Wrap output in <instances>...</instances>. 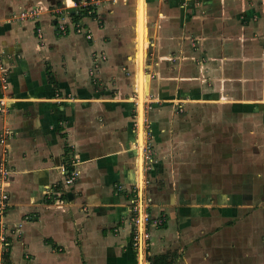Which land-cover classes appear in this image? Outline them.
I'll return each instance as SVG.
<instances>
[{"label":"crops","instance_id":"0c3cea01","mask_svg":"<svg viewBox=\"0 0 264 264\" xmlns=\"http://www.w3.org/2000/svg\"><path fill=\"white\" fill-rule=\"evenodd\" d=\"M64 3L0 0L2 254L10 264H140L128 194L139 190L136 43L123 23L88 18L81 25L92 39L70 26L57 33L52 11ZM148 8L164 93L180 101L150 122L158 161L149 174L163 172L164 204L176 206L163 235L207 238V264H264V0H146ZM169 252L157 254L171 263Z\"/></svg>","mask_w":264,"mask_h":264},{"label":"rangeland","instance_id":"374dc122","mask_svg":"<svg viewBox=\"0 0 264 264\" xmlns=\"http://www.w3.org/2000/svg\"><path fill=\"white\" fill-rule=\"evenodd\" d=\"M135 8L136 0H96V2L94 3L93 10L91 11V13L95 12V18L90 17L88 15L90 13H87V15H81L80 21L82 22L83 20L88 18L93 20L94 23L97 24L107 23L110 25L116 24V26H118L119 23H123L124 27L126 26L129 28V33L133 39V46L135 48ZM115 11H118V13L115 14ZM64 13L65 15H69V13ZM145 23L147 27L148 36H146V39L148 40V38L150 39L149 26L152 23L149 8L148 12L146 13ZM90 32L91 37L89 39H92L93 32L91 30ZM147 40L145 42L146 45L144 58V79L146 82V89L145 94L143 96V109L145 110V121L143 123L142 128L143 143L141 146V156L143 158V183L142 186L139 185V190L136 187L128 191V194L130 195L129 199L131 200L130 209H132V216L134 220L133 226H136L138 224L140 226V230L138 229L139 235L137 234L138 236L136 239H134V241H130V245L133 250L137 252L138 245L140 244V264H150L149 262L154 254H157L162 251L166 252L168 250L172 251L168 254L169 259L171 260V264H207V260H209V255H205L204 252L213 251L211 250L213 249V247L210 245V240H208L207 238L204 237L202 240H198V237L195 234H192L188 238V241L183 240L182 242H180L176 240V237L173 238L171 233L163 235L165 233H163L162 231V226L164 225V223H167L166 221L168 220L169 215H171L170 212L172 214L175 212L176 206H173L171 210V206H167L168 204H164V202H167L166 194L169 193V191H167V188L170 185L165 184L166 181L168 182V178H164L163 172H161L160 174L157 173L154 176H151L149 174V172H151L152 169L155 168L158 161V149L155 146V140L152 136L153 132L152 128L150 127V122H152L153 118H156L155 116L159 114V111L161 110L164 104L174 102L179 103L180 101H177L176 99L169 100V97L164 93L163 88L169 87L166 80L161 78V76L164 75L165 72H163L162 65L159 62L160 60L154 59L153 54L151 53L152 51L150 49L151 44H149ZM105 55L106 53L103 52L99 56V61L94 63L95 67L101 63V59L103 60L105 58ZM173 73V75L176 76L181 75L180 71L176 69H173ZM174 85L175 83H173L172 86ZM134 98V102L137 103L136 94H134ZM177 112L180 113L181 111ZM193 112L194 111H191V117L193 116ZM135 114H133V129L136 132L137 116H135ZM193 129L195 130V128ZM134 143L136 147L139 146V143L137 141H135ZM177 180L179 182V179ZM194 193L196 194V192ZM154 202L158 203L159 207L154 208L152 204ZM146 213L148 215L147 218L145 217ZM138 225L136 226V228L138 227ZM208 233L209 232H205L203 236L207 235Z\"/></svg>","mask_w":264,"mask_h":264},{"label":"built area","instance_id":"2783aa9c","mask_svg":"<svg viewBox=\"0 0 264 264\" xmlns=\"http://www.w3.org/2000/svg\"><path fill=\"white\" fill-rule=\"evenodd\" d=\"M95 2H96V0H70L69 5L67 3H64L65 4L64 6L54 8V10L52 11V14H53L54 22H55V27H54L55 31L57 33H64L67 30V28L70 26L72 28V30H75L77 33H81L85 37L90 38L91 37L90 30L89 29L86 30L81 25L82 22L80 21V19H78L77 22L72 23V21L69 20L70 14L65 15V13L63 12V9H67L66 13H69V10H71L73 12L80 13L84 9L87 11V13H91V11L93 10V6H94ZM22 13H24V12H22ZM23 16H26V14ZM32 16H35V15L32 13ZM39 29L40 28H38V30ZM0 79L3 80L4 84L6 83L5 71L3 70V57H2L1 53H0ZM6 131L7 130L3 131L4 135L7 133ZM2 139H4L3 136L1 138V140ZM0 173L4 174L5 171L0 169ZM76 174H77V172L75 170H71L70 172H68L65 176V182L66 183L72 182L74 180ZM6 196H7V194L5 192H3L0 195V215L3 213L4 208H5ZM145 217L146 218L148 217L147 213L145 214ZM136 226H134V230H133V233H134L133 237H132L133 241L139 235L140 226L138 225L137 228H136ZM137 230H138V233H137ZM139 242H140V239H139ZM8 245H9V241L6 239L5 233L3 231H0V246H1L0 247V264H5V256L2 253H4L3 251L6 249V246H8Z\"/></svg>","mask_w":264,"mask_h":264},{"label":"bare ground","instance_id":"6f19581e","mask_svg":"<svg viewBox=\"0 0 264 264\" xmlns=\"http://www.w3.org/2000/svg\"><path fill=\"white\" fill-rule=\"evenodd\" d=\"M145 8H146V0H136V8H135V15H136V25H135V30H136V79H137V89H138V93H139V113L142 114V102H143V93L145 91L146 88V82L144 79V75L142 73V71L140 70V65H141V60H142V55L144 56V50L142 47V44L144 45L146 42V36H147V27H146V13H145ZM147 11V10H146ZM148 37V36H147ZM148 42V41H147ZM141 45V49H139ZM143 68V66H142ZM244 100V99H243ZM141 116V115H140ZM142 123V117H139V124ZM143 143V137H142V128L141 130H139V146L137 147L139 150V152L142 150L141 146ZM142 154V153H141ZM142 157V156H141ZM142 158L138 157V163H139V176L138 178V182L139 185L142 186L143 183V175H142ZM143 160V159H142ZM141 162V163H140ZM143 258V257H142ZM141 258V259H142Z\"/></svg>","mask_w":264,"mask_h":264},{"label":"trees","instance_id":"16d2710c","mask_svg":"<svg viewBox=\"0 0 264 264\" xmlns=\"http://www.w3.org/2000/svg\"><path fill=\"white\" fill-rule=\"evenodd\" d=\"M69 14H70L69 20L72 21V23H75L78 21V19L81 18V15L82 16L87 15V11L84 9L80 13H77V12H73V11L69 10ZM88 15L92 18H95V16H96L95 12H92ZM133 230H134V226L132 227V231L130 234V241H132V237L134 234ZM4 256H5V264H10L9 260H7L8 254L5 253ZM166 257H167L166 253L154 255L152 264H171L170 261L168 259H166Z\"/></svg>","mask_w":264,"mask_h":264},{"label":"water","instance_id":"95a60500","mask_svg":"<svg viewBox=\"0 0 264 264\" xmlns=\"http://www.w3.org/2000/svg\"><path fill=\"white\" fill-rule=\"evenodd\" d=\"M142 47H143V44H142ZM139 49H141V45H140V47H139ZM142 57H143V55H142ZM143 59V58H142ZM142 60H141V65H140V70L142 71L143 69H142ZM142 73H143V71H142ZM141 116H139V117H142V114H143V112H142V114L141 113H139ZM141 125H142V123L140 124V130H141ZM139 157L140 158H142L141 157V151L139 152ZM141 161H142V159H141ZM141 163V162H140Z\"/></svg>","mask_w":264,"mask_h":264}]
</instances>
